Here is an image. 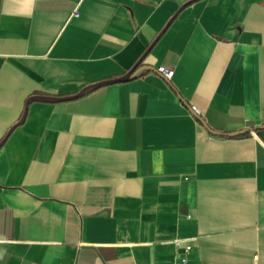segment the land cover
<instances>
[{"label":"crops","instance_id":"obj_1","mask_svg":"<svg viewBox=\"0 0 264 264\" xmlns=\"http://www.w3.org/2000/svg\"><path fill=\"white\" fill-rule=\"evenodd\" d=\"M0 264H264V0H0Z\"/></svg>","mask_w":264,"mask_h":264},{"label":"built area","instance_id":"obj_2","mask_svg":"<svg viewBox=\"0 0 264 264\" xmlns=\"http://www.w3.org/2000/svg\"><path fill=\"white\" fill-rule=\"evenodd\" d=\"M156 70L161 73L165 78H170V76L172 75L173 73V69L171 67H165L163 65H157L156 66ZM191 109L195 112V113H199V110L198 108L194 105V104H191L190 105ZM182 239L181 238H175L174 239V243L175 245H180ZM190 244L187 243L184 245L185 249L187 250L189 248ZM183 260H185V257L182 258Z\"/></svg>","mask_w":264,"mask_h":264},{"label":"water","instance_id":"obj_3","mask_svg":"<svg viewBox=\"0 0 264 264\" xmlns=\"http://www.w3.org/2000/svg\"><path fill=\"white\" fill-rule=\"evenodd\" d=\"M135 73H136V71H134V69L131 68L128 71H126L123 75L117 77L116 79H107V80L99 81V82H97V83H95L93 85H88V86L84 87L83 89H81L80 91H78L77 93H75L73 96L79 95L80 93H82L84 90H86L90 86H95V85H98V84L108 83V82H111L113 80L127 79V78L132 77ZM55 98H61V97H55Z\"/></svg>","mask_w":264,"mask_h":264}]
</instances>
